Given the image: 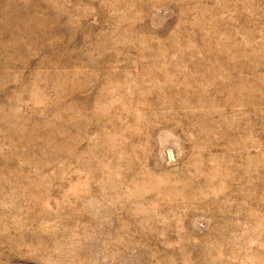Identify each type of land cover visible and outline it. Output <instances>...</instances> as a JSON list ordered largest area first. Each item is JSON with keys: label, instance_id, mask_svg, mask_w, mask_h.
I'll return each instance as SVG.
<instances>
[{"label": "rangeland", "instance_id": "rangeland-1", "mask_svg": "<svg viewBox=\"0 0 264 264\" xmlns=\"http://www.w3.org/2000/svg\"><path fill=\"white\" fill-rule=\"evenodd\" d=\"M0 264H264V0H0Z\"/></svg>", "mask_w": 264, "mask_h": 264}]
</instances>
